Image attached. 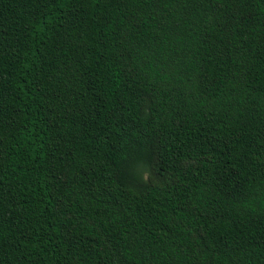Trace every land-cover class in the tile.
Masks as SVG:
<instances>
[{"label": "trees", "instance_id": "1", "mask_svg": "<svg viewBox=\"0 0 264 264\" xmlns=\"http://www.w3.org/2000/svg\"><path fill=\"white\" fill-rule=\"evenodd\" d=\"M0 264H264V0H0Z\"/></svg>", "mask_w": 264, "mask_h": 264}]
</instances>
